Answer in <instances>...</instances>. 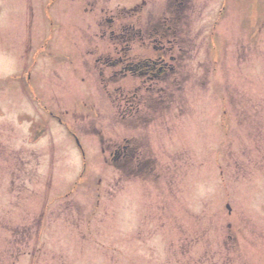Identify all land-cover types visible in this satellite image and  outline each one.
<instances>
[{
	"label": "rangeland",
	"instance_id": "obj_1",
	"mask_svg": "<svg viewBox=\"0 0 264 264\" xmlns=\"http://www.w3.org/2000/svg\"><path fill=\"white\" fill-rule=\"evenodd\" d=\"M182 3L0 0V143L29 142L24 171L0 158L7 185L24 172L0 193V264H264V0ZM148 8L186 45L177 83L148 90L167 109L98 74L108 57H154ZM141 106L148 119L131 118Z\"/></svg>",
	"mask_w": 264,
	"mask_h": 264
},
{
	"label": "flooded vegetation",
	"instance_id": "obj_2",
	"mask_svg": "<svg viewBox=\"0 0 264 264\" xmlns=\"http://www.w3.org/2000/svg\"><path fill=\"white\" fill-rule=\"evenodd\" d=\"M163 1V6H167V4L169 5V7L175 11L179 8H181L180 10H178V12H180L181 10L184 9L185 7V3H182V1H187V0H162ZM165 2V4H164ZM169 2V3H168ZM214 2V1H213ZM207 4V3H206ZM209 4V3H208ZM207 4V5H208ZM206 6V5H205ZM139 8H143V5H139ZM210 7H213L216 11L218 10V4L217 5H210L207 6V8L209 9ZM149 12L147 19H152L151 23H148V25L145 28L149 29V47L147 49L151 50V53L154 55V57L149 58L144 57V56H139V55H135L133 57V59L131 61H127V59L130 58H126L124 57V55L120 56L118 59H112V61H110V57L107 58V61L104 62L102 64V67L100 68L99 71V76L103 77L104 72H107L108 70H110V72H112V75L110 76L111 78V83H113V76L117 77V75H120L122 78H126L127 75H130L132 78H134L137 81H140L141 83L140 86L138 88H135L136 90H138L137 92V96H141L143 92H146L148 95L150 94L148 92V90L153 86V85H157L159 83H163L165 85V87H172V85L174 84V81H177V72H178V68L181 70H185V65L183 62V56L184 54H182V57L180 60H177L176 56H175V49L176 48H180L182 49V51L184 52V48L186 47V45L183 43V40L180 41V46L179 47L177 45V42L175 40H173L170 36V33H167L171 27V25L168 23L167 18L163 17H157L154 13H152L153 11H151L152 9L148 8ZM159 23V24H157ZM132 30L134 31L131 35V38H134L135 36H139L138 40L139 42L143 43V37L141 36L140 33V29L135 32L136 30L134 28H132ZM124 32H121V34L119 36H117V38L121 39L122 41H127L126 38V29L123 30ZM125 33V34H124ZM169 34V35H167ZM176 36V34L174 35ZM117 44H124L123 42L121 43H117ZM112 45H115V43H113ZM116 48H118L117 46H115ZM115 47H113L114 49H116ZM141 48H144L143 46H140ZM117 55L119 54L118 52L116 53ZM106 65H108L109 67H106ZM119 66V67H118ZM122 68H121V67ZM115 67V68H114ZM12 68V66H11ZM120 68V70L118 69ZM113 69V71H112ZM116 69H118L116 71ZM104 71V72H103ZM114 73V74H113ZM115 73L117 75H115ZM134 89V88H133ZM130 89L129 91L133 90ZM150 96H154L160 107L164 106V104L167 102V98L166 96H156L154 94H150ZM136 99V98H134ZM133 99V100H134ZM116 102L117 99L115 98ZM122 100V99H121ZM120 100V102H121ZM143 106H145L144 104H142ZM121 107V110H127V109H131L132 106H129L128 104L124 105V104H119L118 107ZM142 107V106H141ZM143 109L140 110H135L133 116H136V120H141L144 119L143 118V114L146 115L147 119L149 117V115L151 113L147 112L145 110L144 107H142ZM120 111V108H119ZM5 114V118L4 120H6L7 118H9V116H7V112H4ZM154 114H157V109H154L153 111ZM3 116V115H2ZM25 116V114L23 113V111H19L18 113H16V119L17 121H19L18 119L23 120V117ZM25 122V121H24ZM25 124V123H24ZM26 134H27V130H25ZM30 133V131H29ZM30 139L35 140V138L33 136H31L30 134ZM7 137L6 139L0 143V147L3 146V149L0 148V158L1 156H3V159H9L10 163H15L17 167L22 168L24 171L23 166L25 165V157L27 156V151L28 149V144L29 142H27V138L24 140H22L23 142L19 144L18 148H12V146H14L15 144V138L12 137L10 138L7 142ZM2 145V146H1ZM6 149H10V152ZM1 151H3V153H1ZM32 155H34L35 158H37L38 153H37V149L35 148L34 151L30 150ZM129 153H127L125 151V149L121 152V153H117L115 152L114 154L110 153V156H113L118 158L120 156L122 157H126ZM21 169L19 171L14 170L12 173H10L9 175H5L8 176V185L6 184V179L1 178L0 176V181L2 180V185H0V193L4 192V188L7 192L9 191H13L15 189V187L11 186L10 184H17L18 182L15 180L17 179V177H15L14 175L18 176L21 178V181H24L21 177V175L24 173ZM26 185V183H25ZM27 186V185H26ZM11 187V189H10ZM16 189H20L18 184L16 185ZM28 189H21L20 192V196L18 197H14L12 198L11 195H9L10 200L14 203L13 206V210H17L20 209L21 207L23 208L25 206V204L28 201ZM3 197L0 196V199L2 200ZM14 199V201H13ZM26 209H30V210H34V208H36L37 210L34 211L36 213V222L37 220L40 222L41 218L43 217L42 211H43V205H39V202H33L30 204V207H25ZM41 215V216H39ZM1 218V217H0ZM20 217H17L16 220H18ZM13 219V218H12ZM15 220V219H14ZM31 221H33V219H31ZM23 222V221H22ZM11 226L7 227L6 232L8 234H11V232H14L17 228L12 227V224H10ZM27 226V225H26ZM30 236V234H29Z\"/></svg>",
	"mask_w": 264,
	"mask_h": 264
}]
</instances>
